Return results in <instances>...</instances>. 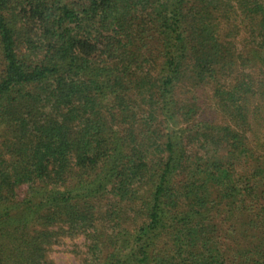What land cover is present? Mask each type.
<instances>
[{"label":"trees","instance_id":"trees-1","mask_svg":"<svg viewBox=\"0 0 264 264\" xmlns=\"http://www.w3.org/2000/svg\"><path fill=\"white\" fill-rule=\"evenodd\" d=\"M264 264V0H0V264Z\"/></svg>","mask_w":264,"mask_h":264},{"label":"rangeland","instance_id":"rangeland-1","mask_svg":"<svg viewBox=\"0 0 264 264\" xmlns=\"http://www.w3.org/2000/svg\"><path fill=\"white\" fill-rule=\"evenodd\" d=\"M73 243L71 240L68 242L65 240L63 244L58 245L52 253L53 259L57 264H78L76 258L73 255Z\"/></svg>","mask_w":264,"mask_h":264}]
</instances>
